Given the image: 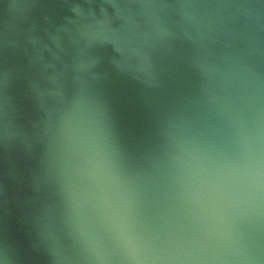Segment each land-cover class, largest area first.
Returning a JSON list of instances; mask_svg holds the SVG:
<instances>
[{"label": "water", "instance_id": "water-1", "mask_svg": "<svg viewBox=\"0 0 264 264\" xmlns=\"http://www.w3.org/2000/svg\"><path fill=\"white\" fill-rule=\"evenodd\" d=\"M0 264H264V0H0Z\"/></svg>", "mask_w": 264, "mask_h": 264}]
</instances>
